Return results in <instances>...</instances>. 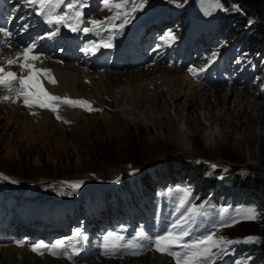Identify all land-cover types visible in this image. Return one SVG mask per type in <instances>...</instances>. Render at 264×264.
Instances as JSON below:
<instances>
[{
	"label": "rangeland",
	"instance_id": "rangeland-1",
	"mask_svg": "<svg viewBox=\"0 0 264 264\" xmlns=\"http://www.w3.org/2000/svg\"><path fill=\"white\" fill-rule=\"evenodd\" d=\"M93 1L75 0L73 3H76L75 7L80 8L81 14L89 7H93L92 4L95 6L93 9L96 8V10L90 20L102 22L98 29L92 31L99 35L96 37L99 47L106 38L112 35V31L117 29L118 25L123 24V28L127 31L130 28L134 29L136 23L143 27L145 25L152 30L147 35L137 34L138 39L135 41L143 52L146 51L144 60L149 62L148 65L157 62L158 65L165 67L167 61L173 64L172 59L176 57L177 51H184V46L188 44L189 39L185 40L183 44L181 43L180 23L173 27V33H171L170 30L162 28L163 25L155 24V21L151 20L155 12L144 15L145 6L150 3L148 0H143L145 4L136 5V9L132 11L129 7L133 0H110L111 3H124V7L120 10L106 8L104 0H99L96 4ZM189 1L191 0L175 1V8L178 10ZM195 1L199 7L203 8V11L197 9L194 13V15L199 14V20H201L202 14L204 17V12L207 15L208 12L213 11L216 16L210 17V19L219 20V24H222L220 22L224 14L239 13L243 19L249 21V25L264 26V0H219L220 7L214 6V0ZM141 7L142 10H140ZM117 11L120 12L118 19L115 18ZM129 12H133L135 18L129 24H125L124 17ZM139 17L141 18L136 21ZM201 22L198 21V23ZM215 22L218 23V21ZM241 31L238 35L241 34ZM122 37H119V33L115 30L111 39L116 41L117 38L121 39ZM231 37H226L225 41L218 42L214 39L213 43L209 44H203L202 40L197 37L199 43L196 50L199 55L205 56V59H208V55L212 52L216 57L218 54L237 50L239 46L234 47V45L231 49L228 46L234 39V36ZM235 37L238 39V36ZM220 42L221 44H219ZM118 58L119 64L115 68L113 67L111 72L137 70L134 69L136 66L133 64L128 65L130 62L129 51L120 50ZM144 64L147 63L144 62ZM158 70L159 68L154 69V71ZM100 87V96L94 97L93 94H90L87 97H77L78 99L70 98L71 100L86 101L93 109L89 111L82 107H74L81 112L78 125L70 120H59L54 116H51L54 123H43L42 118L37 116L36 119L35 115L26 114L24 110H20V112L17 110L18 116L15 114L17 117L13 120L11 119L14 116L11 113V107L0 105V187L7 188L13 185L10 195L18 197V203L28 199L31 205H35L28 198L31 197L33 201L37 200L40 205L50 206L65 202H77L81 195L88 194L92 199L101 203V211L104 207L106 208L103 215L114 218L113 225L122 224L126 230L130 231L131 225H127V223L132 221L134 213L127 208L119 207L109 210L110 207L102 199L103 194L101 193L105 188L114 189L113 183H116L122 175L130 176L132 173L149 169L166 158L186 155L209 162L210 167L215 166L214 168L222 172L219 177L233 176L232 171L238 169L236 172L251 171L264 178V134L260 128L251 129V131H230L222 126L211 131L207 129L208 125L203 122L206 112L200 108L191 114H186L188 118L200 120L201 123L196 122L195 127L192 126L190 129L186 127L188 120L186 117L179 120V127L187 137L182 141L179 136L175 137L176 132L173 131V128L177 126L174 122L175 114L169 112L168 107L163 112L165 116L160 115L164 119L162 125H149L146 122L132 123L122 115L121 110L115 105L112 91L99 84ZM259 88L262 87L259 85ZM218 89L220 92L224 90ZM213 109L215 119L219 118V110L216 112V108ZM178 117H182L181 114ZM31 125L33 126L31 127ZM29 129L31 130L29 131ZM180 143L188 148H182ZM227 160L233 161L234 164H227L225 162ZM47 174H51V176ZM182 179V176L175 177V184L178 186L165 188L163 192L156 195L157 200L153 202H162V208L152 209L145 205L147 212L150 211L153 215L151 224L144 227L148 228L145 236L138 240L135 239L136 243L133 242L131 245L130 240L125 241L128 238V235H125L123 244L118 242L119 247L107 249L104 247L103 239V241H99V257L90 256L85 264H151V259L154 264H176V257L158 251L153 252L152 244L157 237L165 235L172 225L177 223L181 227L175 229L174 232L177 234L181 230L189 232V235L185 236L181 243L192 244L210 234L215 240L224 238L223 242L212 248L208 258L198 261L197 264H264V248L258 244L262 237L264 238V232L261 228H258L256 232H251L253 226L260 223L258 222L260 214L256 211L257 218L254 220L244 218L246 210L255 208V206L253 204H234V206L230 203H222L219 207L214 208L206 197L210 198L218 193V189L202 190L197 181L190 178L186 181H182ZM156 180L154 179V182ZM156 182L160 184L159 180ZM74 184L79 186L73 188ZM91 185L93 186L91 187ZM140 188L144 193L152 190L147 186ZM185 188L190 192L187 198L184 197L183 190ZM155 189L157 191L156 187ZM197 190L198 192H196ZM3 191L6 192V190ZM202 192L205 194H200ZM232 195L241 199L243 195L247 194L244 191H237ZM181 200L185 202L181 204ZM228 200H231L230 196ZM28 201L22 206H25ZM237 202L239 199L236 200ZM11 203L15 204L14 198ZM201 205L204 207L201 208ZM0 207L3 205L0 204ZM140 208L136 210L141 212L142 207ZM190 208L196 210L195 219H189L193 215L187 211ZM0 214L4 220L6 211L0 210ZM84 219L81 215L68 219L65 223L66 226L64 225L65 231L69 233L80 231ZM8 227H3V225L0 227V239L2 237L4 241L14 238L12 234L7 233ZM112 227L109 225L110 229H113ZM104 233L107 231L105 230ZM101 236L102 233L99 234V239ZM248 237L256 239L248 241ZM227 241L233 243H227ZM253 243L257 245L251 246ZM4 247L2 248L4 255H2L3 253L0 255V264H45V258L38 259L32 257L31 254V257H27L24 254H18L20 252H7L5 249H9L7 248L9 246ZM75 247L78 248V246ZM173 251L183 256L187 250L174 247ZM133 252L138 254H132ZM53 260L58 261L54 264L62 262L71 264L69 261Z\"/></svg>",
	"mask_w": 264,
	"mask_h": 264
},
{
	"label": "bare ground",
	"instance_id": "bare-ground-1",
	"mask_svg": "<svg viewBox=\"0 0 264 264\" xmlns=\"http://www.w3.org/2000/svg\"><path fill=\"white\" fill-rule=\"evenodd\" d=\"M72 58L80 59L81 57ZM217 58L209 64L194 62V64L191 65L185 62L183 65L180 64L177 68H159L158 71H154L156 68L154 67L147 70H133L134 72L132 70L121 72L103 70L99 72L98 60V62L96 61V64L92 62L98 69V72H92L93 69L88 72L85 67L84 69H81L79 67H75L73 64H68L66 62L67 59L63 56L60 57V63H57L56 60L49 61L46 66L51 68L52 75L56 81L54 85L52 84L49 87L50 90L53 89L55 93L62 97L70 96L71 98L75 99L77 97H87L90 96V94H93L94 97H97L101 95V87L99 88L100 84L103 88L106 87L112 91L115 105H117L119 110H121L122 115L127 117L132 123L146 122V124L148 123L149 125H162L164 119L160 115H163V112L166 111V107H168V111L175 114V119H173L177 126L176 128H173V131L176 132L175 137L179 136L180 140H185L187 137L179 127V120L184 119V117L188 118L186 114H191V112H194L196 109L200 108L204 109L206 112V117L203 119V122L208 125L207 129H210L211 131H213L215 128H221L222 126L224 128L230 129V131H251V129L256 130L260 128L261 132L264 134V89H262L264 79L258 80L255 87L244 89L239 88L235 84L228 85L222 80L214 82L208 79L206 74L211 67L219 65L221 59ZM9 59L16 58L10 56L1 58L0 67H4L6 70H10L11 67L18 68L16 65H7V60ZM184 61L185 59L182 57V63ZM246 62L247 61H243V63ZM225 66L226 70L229 72L235 69L234 66L230 64ZM103 68H106V66H103ZM189 68L196 69L197 75L194 76L191 72H189ZM201 69L203 71H200ZM255 70L258 71L259 68L256 67ZM41 81L44 89L47 90L46 81L43 77H41ZM259 85L262 87L261 89L259 88ZM218 88L222 90L224 89L222 91L224 93L220 94L222 92L218 91ZM12 89H15V86H13ZM9 95L10 94L8 90L0 87V105L3 106L9 104V102H7L8 99H3L5 96H8L10 99ZM14 98L16 100L22 99L21 97L18 98L16 96H14ZM16 100L12 101L13 106H11V113L14 116L11 119L15 120L18 116L16 111L18 110L20 112L18 108H22L25 110L26 114H30L31 116L35 115L34 118L36 119L37 116L42 118L43 123H54V121L51 119V115L47 112L36 109L37 107L26 108L22 107L21 105L16 106L18 103ZM213 101L215 103H209ZM208 108L211 109L209 110ZM213 108H216V112L219 110V118L217 119H215ZM179 114H181L182 117H178ZM57 116L60 117L59 120H70L71 122L73 121L75 124H77L80 120L79 118H81V112L78 110L64 108L59 110L54 115V117ZM163 116H165V113ZM196 122H200V120L189 117L186 121V127L190 129L196 124ZM32 126L33 125H31V127ZM30 130L31 129H29V131ZM180 144L182 148H188L184 144ZM93 185H91V187ZM34 206L35 205H31L30 201H28L25 206L20 207V212L24 216V221L26 223L31 222L32 225L35 224L39 215V210ZM14 247L9 246L7 247L9 249H5V251L16 253L20 252L18 254H24L27 257H31L25 249H16V247ZM1 253L4 255L2 248H0V255ZM42 258L46 259L45 264H54L55 262H58L46 257ZM150 261L151 264H154L152 259ZM61 264L64 263L62 262Z\"/></svg>",
	"mask_w": 264,
	"mask_h": 264
},
{
	"label": "snow or ice",
	"instance_id": "snow-or-ice-1",
	"mask_svg": "<svg viewBox=\"0 0 264 264\" xmlns=\"http://www.w3.org/2000/svg\"><path fill=\"white\" fill-rule=\"evenodd\" d=\"M26 2L32 5H39L41 9V14H47L48 23L62 24L67 20L66 15H54V10L59 8L64 0H26ZM104 5L106 8H116L120 10L124 7V3H110V0H104ZM214 6L220 7L219 0H214ZM68 7H72V5H68ZM46 10V12H45ZM120 16V12L117 11L115 16L118 19ZM74 21H76L75 27L72 25H68L72 31L80 30V24L83 23L81 20V13L76 11L72 17ZM93 27H100L102 22L99 21H90ZM124 23H128V20L125 19ZM123 24L120 25L123 28ZM89 28H84L83 31H90ZM0 34H3L5 37H11L12 33L8 32L4 28H0ZM6 42V41H4ZM110 47L111 45H102ZM35 44L29 45L24 48L20 53L17 54L16 59L7 60V65L12 66L16 65L21 69L22 74L17 75L15 71L6 70L4 67H0V87L5 88L7 90H11L14 85H18L17 90L15 92L16 97H23L24 104L28 107H32L36 105L41 108H46L51 110L52 112H56L57 108L61 105H68L71 107H82L86 110H93L91 106L83 100H71L68 98H61L60 96L51 95L46 89H44L41 77L43 76L48 80L49 83L55 84L56 81L52 78L50 71L41 70L35 67V62L40 60L39 54H34ZM88 51V49H85ZM27 72V75H24L23 72ZM194 76L197 75V70L193 68L188 69ZM200 71H203L202 69ZM3 99H9L8 96L3 97ZM59 119L60 117L57 116ZM215 167V166H213ZM79 185H72L73 188L78 187ZM184 197L187 198L190 194L189 189L185 188L183 190ZM185 201L181 200V204ZM201 208L204 206L201 205ZM189 213H193L189 219H195L196 210L195 208H190L187 210ZM226 211V210H225ZM244 218L248 220H254L257 218V213L255 208H249L244 213ZM235 222V221H234ZM228 226V225H225ZM181 227L178 223L173 224L172 228L168 230L165 235L157 237L153 245L158 252L162 254H167L173 257H176V264H197L198 261L208 258L211 255V250L214 247H217L221 242H223L224 238L221 237L219 240H215L213 235H208L203 239H198L195 243H181L184 237L189 235L187 230H181L178 234L174 232L175 229ZM76 238H82V234L80 231L75 233ZM104 247L105 249L117 248L119 247V241L123 240V236L116 232H109L104 236ZM256 239L255 237H248V241H252ZM227 243H233L232 241H227ZM22 246V245H21ZM174 247H181L186 249L183 256L179 253L173 251ZM65 249V245L63 241H56L51 245L45 244L43 241L38 242L32 245V251L37 252L39 254H43L44 251H48L52 255H56L58 252L60 254H64L60 250ZM132 254H138L137 252H133Z\"/></svg>",
	"mask_w": 264,
	"mask_h": 264
},
{
	"label": "trees",
	"instance_id": "trees-1",
	"mask_svg": "<svg viewBox=\"0 0 264 264\" xmlns=\"http://www.w3.org/2000/svg\"><path fill=\"white\" fill-rule=\"evenodd\" d=\"M249 21L243 19L239 13L226 14L223 20V25L229 29L231 33L240 32L242 28L248 25ZM245 39L248 40V44L258 45L260 42H264V26L260 24H254L247 29V32L243 33ZM242 34V35H243ZM227 164H234L233 161H225ZM230 167V166H229ZM238 169L232 171L233 176H225L221 180V186L226 194L236 193L237 191H244L247 196L244 199L245 203L253 204L259 213L260 223L253 226L251 232H256L258 228L264 232V178H261L255 173L249 172H236ZM157 175H172L175 172H186L192 179L202 183L207 189L216 182V178L221 172L212 171L207 161H202L199 158L193 156H175L169 157L163 160L159 164H154L150 170ZM150 171L142 170L146 175L142 178L143 182H147L150 179ZM152 174V173H151ZM51 176V174H47ZM53 179V178H51ZM225 185V186H224ZM250 232V231H249ZM247 233V232H246ZM261 248H264V238L258 242Z\"/></svg>",
	"mask_w": 264,
	"mask_h": 264
}]
</instances>
